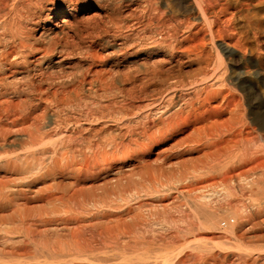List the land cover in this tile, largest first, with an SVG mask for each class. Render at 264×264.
Masks as SVG:
<instances>
[{"label": "bare ground", "instance_id": "6f19581e", "mask_svg": "<svg viewBox=\"0 0 264 264\" xmlns=\"http://www.w3.org/2000/svg\"><path fill=\"white\" fill-rule=\"evenodd\" d=\"M0 264H264V0H0Z\"/></svg>", "mask_w": 264, "mask_h": 264}, {"label": "rangeland", "instance_id": "374dc122", "mask_svg": "<svg viewBox=\"0 0 264 264\" xmlns=\"http://www.w3.org/2000/svg\"><path fill=\"white\" fill-rule=\"evenodd\" d=\"M92 12V13H91ZM97 11H95V10H90V11H88V12H84V13H82V14H80L79 15V17L81 18V17H83L84 19H87V17H91V16H93L94 15V13H96ZM93 14V15H92ZM121 24L119 23L118 24V26H120Z\"/></svg>", "mask_w": 264, "mask_h": 264}]
</instances>
